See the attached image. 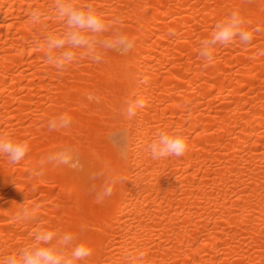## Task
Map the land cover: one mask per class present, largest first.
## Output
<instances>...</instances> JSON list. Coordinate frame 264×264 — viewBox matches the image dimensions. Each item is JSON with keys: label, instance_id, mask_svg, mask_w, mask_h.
<instances>
[{"label": "bare ground", "instance_id": "bare-ground-1", "mask_svg": "<svg viewBox=\"0 0 264 264\" xmlns=\"http://www.w3.org/2000/svg\"><path fill=\"white\" fill-rule=\"evenodd\" d=\"M55 2L0 0V135L30 146L18 164L0 156V259L55 230L92 249L77 264H264V0H71L106 28L53 49L75 53L62 68L46 47L67 28ZM233 11L259 31L206 61L200 42ZM177 129L185 154L153 159ZM68 147L78 167L48 161Z\"/></svg>", "mask_w": 264, "mask_h": 264}, {"label": "clouds", "instance_id": "clouds-1", "mask_svg": "<svg viewBox=\"0 0 264 264\" xmlns=\"http://www.w3.org/2000/svg\"><path fill=\"white\" fill-rule=\"evenodd\" d=\"M55 9L58 17L64 20L67 28L62 37L47 38L48 60L56 65L57 68H62L66 63L75 59V53L70 50L60 52L58 56L52 55L53 49H64L67 45L68 49L89 47L93 43L91 36L103 32L106 24L102 14L89 4L75 6L71 0H56ZM39 12H33L32 19L38 21ZM248 23L239 12L233 11L224 20L219 21L214 26L209 36L200 42L199 55L206 61H211L213 49L218 45H228L233 40L239 41L248 45L253 39V33L259 31L245 30V25ZM119 44L123 46V50L131 49L132 42L121 37ZM89 99H92L89 96ZM127 107L124 109V114L131 118L136 115L138 108H143L145 101L142 98L127 101ZM70 119L66 116H61L58 120L49 123V129H57L67 127ZM188 149V137L183 134L182 130H173L172 133L159 132L148 146L153 159H160L169 156L180 157L185 154ZM30 151V146L27 141H17L15 138L0 135V156H6L8 162L18 164L22 161ZM48 161H55L57 164L68 165L69 167H78V160L73 155V150L68 147L56 152L48 157ZM37 172L36 175H41ZM111 189L103 191L104 196H110ZM38 208L39 206H35ZM18 218L24 220L35 219V208H22ZM78 237L74 233L60 234L55 230H39L33 234V243L25 248H22L17 255L7 256L0 259V264H77L78 261L85 260L91 255L92 249L83 242L76 243ZM69 249L71 252L69 254Z\"/></svg>", "mask_w": 264, "mask_h": 264}]
</instances>
